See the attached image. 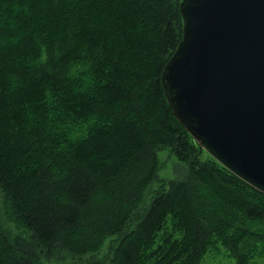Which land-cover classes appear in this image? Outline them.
Returning <instances> with one entry per match:
<instances>
[{"label": "trees", "instance_id": "trees-1", "mask_svg": "<svg viewBox=\"0 0 264 264\" xmlns=\"http://www.w3.org/2000/svg\"><path fill=\"white\" fill-rule=\"evenodd\" d=\"M180 2L0 0V264L97 252L112 234L107 263L71 264L264 257V195L201 162L164 95ZM163 147L185 181L158 179Z\"/></svg>", "mask_w": 264, "mask_h": 264}, {"label": "water", "instance_id": "water-1", "mask_svg": "<svg viewBox=\"0 0 264 264\" xmlns=\"http://www.w3.org/2000/svg\"><path fill=\"white\" fill-rule=\"evenodd\" d=\"M182 36L161 74L176 120L264 195V0H181Z\"/></svg>", "mask_w": 264, "mask_h": 264}, {"label": "rangeland", "instance_id": "rangeland-1", "mask_svg": "<svg viewBox=\"0 0 264 264\" xmlns=\"http://www.w3.org/2000/svg\"><path fill=\"white\" fill-rule=\"evenodd\" d=\"M203 151V150H202ZM157 157L159 162V168L157 171V177L159 180L164 181H185L188 176L187 164L177 160L172 154L169 147H163L157 151ZM199 160L205 162L210 160L209 155L206 152H201ZM157 183H153L149 189L144 193L143 202L144 205H148L153 191L157 189ZM2 224L5 228L14 232V228L2 217ZM134 226L130 224L124 231L128 232L132 230ZM123 234V233H122ZM121 234L109 235L104 241L101 248L97 252H91L81 255L71 254L69 252H58L53 258H42L44 264H71V263H86L91 260L104 261L107 263V258L111 253V247L114 246ZM200 264H235V260L228 256V252L223 247L219 253L208 252ZM252 264H264V257L256 258Z\"/></svg>", "mask_w": 264, "mask_h": 264}]
</instances>
